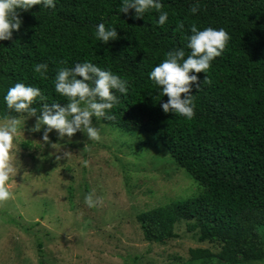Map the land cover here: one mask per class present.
Returning <instances> with one entry per match:
<instances>
[{
	"label": "trees",
	"instance_id": "obj_1",
	"mask_svg": "<svg viewBox=\"0 0 264 264\" xmlns=\"http://www.w3.org/2000/svg\"><path fill=\"white\" fill-rule=\"evenodd\" d=\"M119 5L120 0H55L51 9L20 10L21 27L0 40V119L5 114L37 118L44 104L66 106L67 98L54 88L61 67L89 61L110 70L128 81V91L116 93L117 102L106 110L111 119L92 118V123L140 136L136 146L165 152L197 184V194L139 214L144 238L159 244L176 239L183 221L199 245L176 264L264 263V0H161V11L168 12L163 25L154 9L134 17L133 9L120 13ZM99 23L115 28L117 38L99 41ZM193 24L198 30L223 28L229 39L206 73H190L198 79L191 82L194 114L188 119L163 111L160 105L168 97L148 74L169 51L182 48L189 54ZM37 63L47 64L44 75L34 71ZM16 82L41 90L44 99L33 103L35 114L5 106L3 96ZM75 145L86 155V144ZM204 243H219L220 251ZM15 248L33 264L24 246ZM38 255L37 264H48L41 251Z\"/></svg>",
	"mask_w": 264,
	"mask_h": 264
},
{
	"label": "rangeland",
	"instance_id": "obj_2",
	"mask_svg": "<svg viewBox=\"0 0 264 264\" xmlns=\"http://www.w3.org/2000/svg\"><path fill=\"white\" fill-rule=\"evenodd\" d=\"M19 119L15 173L8 181L11 196L0 201V264H28L17 255V244L33 264L39 251L48 264H176L199 245L183 221L175 229L176 239L159 244L144 238L139 214L198 192L165 152L143 150L136 146L140 136L118 134L100 123H92L98 129L96 145L79 130L59 137L53 129L44 142L43 125L38 132L28 131L37 118ZM80 143L86 144V155L75 145ZM83 156L89 161L84 163ZM88 193L99 198L92 207L84 202ZM203 246L215 252L221 247Z\"/></svg>",
	"mask_w": 264,
	"mask_h": 264
},
{
	"label": "clouds",
	"instance_id": "obj_3",
	"mask_svg": "<svg viewBox=\"0 0 264 264\" xmlns=\"http://www.w3.org/2000/svg\"><path fill=\"white\" fill-rule=\"evenodd\" d=\"M33 5L51 9L55 7V0H0V40L11 38L13 30H19L22 19L18 12L28 10ZM129 9L134 10V17H141L154 9L158 13L157 23L160 25L168 18V12L161 11V0H120L118 11L128 13ZM189 11L196 13L197 8L191 7ZM190 32L187 38L189 54L185 56L182 48L169 51L167 58L155 65L148 74L149 79L160 87V94L168 97V101L160 105L163 111H171L188 119L194 114L193 98L189 90L191 82L198 79L195 74L190 73H206L210 62L221 55L229 39L223 28L205 27L198 30L193 24ZM95 36L99 41L107 43L117 38V31L111 26L106 28L104 23H99L95 26ZM47 67L45 63H37L34 71L44 75ZM127 85L128 81L117 74L89 61L77 63L71 68L61 67L55 75L54 88L57 93L67 98L66 106L52 103L49 107L44 104L39 110L36 123L28 131L38 132L42 125H46L41 136L44 142L49 141L48 133L53 129L57 130L59 137H71L79 130L86 134L88 140H96L99 138L98 129L92 125V118L111 119L106 110L111 109L117 102V92L127 93ZM37 98L44 99L38 87L16 82L7 89L3 101L8 109L17 114L32 115L37 112V108L32 106ZM21 123L18 116L8 114L0 119V201L11 196L8 181L15 173L12 154L20 143ZM63 156L68 158L69 152H64ZM56 158L59 160L61 157ZM98 201L99 198L94 199L92 193L84 196V202L89 207Z\"/></svg>",
	"mask_w": 264,
	"mask_h": 264
}]
</instances>
